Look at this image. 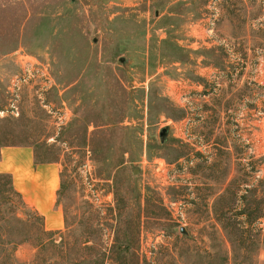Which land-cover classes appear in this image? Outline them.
Segmentation results:
<instances>
[{"label":"rangeland","instance_id":"obj_1","mask_svg":"<svg viewBox=\"0 0 264 264\" xmlns=\"http://www.w3.org/2000/svg\"><path fill=\"white\" fill-rule=\"evenodd\" d=\"M4 147L64 225L0 264H264V0H0Z\"/></svg>","mask_w":264,"mask_h":264},{"label":"crops","instance_id":"obj_2","mask_svg":"<svg viewBox=\"0 0 264 264\" xmlns=\"http://www.w3.org/2000/svg\"><path fill=\"white\" fill-rule=\"evenodd\" d=\"M0 149V173H8L29 186L24 189L25 204L43 217L44 229L55 231L63 227V214L56 205L58 169L54 162L33 165L32 153L26 148ZM13 155V156H11Z\"/></svg>","mask_w":264,"mask_h":264},{"label":"trees","instance_id":"obj_3","mask_svg":"<svg viewBox=\"0 0 264 264\" xmlns=\"http://www.w3.org/2000/svg\"><path fill=\"white\" fill-rule=\"evenodd\" d=\"M0 179H4V182H0V258L3 262V260H8L11 255V251L8 248L9 244L13 245L12 250H14L17 245L22 243H31L34 248H38L39 246H43L49 241H51L52 243L53 240H51V232H48L44 229L43 217L35 210L28 209L22 199L21 194L14 189L10 174L0 173ZM60 186L62 187V182L60 183ZM10 194H15L17 196L18 204L22 209L21 215L18 214V211H20L19 208L15 209V207L13 206V200L11 199ZM2 208L3 210H1ZM27 211H29L31 214H28ZM262 215H264L263 212H260L255 216H252L251 213H248L245 215V219L250 225L255 220L259 219ZM13 222L14 225L16 224L17 226H19V229L17 231V235L19 236V238L16 241L12 240L11 238V235L13 234V228H11V226L9 228L7 226L3 227L4 230H2L1 228L2 223L11 225L13 224ZM226 235L231 243L233 242V244H231V247L232 258L234 261H236V258H238L241 253H243L244 257L251 256V249L244 248L240 250L239 248H236L230 232H226ZM253 251H255V248Z\"/></svg>","mask_w":264,"mask_h":264},{"label":"water","instance_id":"obj_4","mask_svg":"<svg viewBox=\"0 0 264 264\" xmlns=\"http://www.w3.org/2000/svg\"><path fill=\"white\" fill-rule=\"evenodd\" d=\"M165 131H166V128H162V129L160 130L159 137H160L161 140L163 139V136H164V134H165Z\"/></svg>","mask_w":264,"mask_h":264}]
</instances>
